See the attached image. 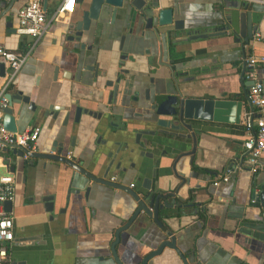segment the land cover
<instances>
[{"label": "crops", "instance_id": "obj_1", "mask_svg": "<svg viewBox=\"0 0 264 264\" xmlns=\"http://www.w3.org/2000/svg\"><path fill=\"white\" fill-rule=\"evenodd\" d=\"M10 1L0 2V13L7 9ZM222 1L245 3L248 11L257 14L255 32L260 33V38L253 36L243 51L230 35L196 40H187L184 35L171 47L166 37L158 42L150 31H144L134 16L120 10L114 16L111 13L105 16L93 34L83 38V49L70 47L68 40L61 41L63 23L56 21H51L48 31L35 41L16 32L18 10L25 0H15L10 10L0 17V46L28 52V56L7 92L23 91L42 106L41 113L49 105L61 104L70 111L66 121L65 111H59L56 118L49 114L32 118V113L27 111L19 131L40 127L35 147L29 152L65 157L70 152V158L82 168L97 176L103 175L107 168V177L117 175L118 182L133 183L134 189H141L143 184L160 182L163 185L168 178L175 184L178 179L169 168V157L163 158L160 166L155 165L154 160L159 152H168L178 145L176 137L155 136L162 146L144 149L153 152L155 159L142 156L134 142L139 128H152L143 119L146 90H150L151 96L172 91L169 69L157 63L159 45L161 60L167 63L173 60L178 72L188 71L190 76L185 79L191 80L194 90L216 93L244 89L247 93L250 81L242 71L244 58L249 55L263 59L256 67V75L264 84L263 2L159 0V3L178 6L180 10L175 15L183 19L184 28L203 32L220 23L217 7ZM88 2H76L71 15L78 14ZM160 4L153 5L159 8ZM56 6L57 0H47L48 18ZM11 17V26H8ZM121 57L125 58L129 78L121 83L113 102L109 98L112 88L104 83L115 79L113 72ZM96 65L97 77L92 68ZM106 68L107 74L102 77L101 72ZM163 76L168 84L165 89ZM72 99L101 111V117L82 114L80 122L74 123ZM26 106L24 104L23 108ZM249 110L248 106L243 108L239 123L204 121L200 124L202 130L197 132L194 167L202 173L192 179V183H200L203 193L206 189L211 191V195L204 193L199 198L207 205L204 219L192 213L194 208H189V215L163 217V231L153 221L139 215L120 233L115 244L117 257L123 264H138L144 255L157 248L167 230H173L176 245L188 264H264V209L250 196L253 185L264 184V152L259 159V171L248 172L243 148L247 134L242 120ZM5 154V151L0 153V169L3 170L0 175L10 173L14 180L11 206H4L11 207L13 217L14 240L8 248L10 264H116L111 251L115 233L133 212V202L127 193L93 182L69 165L53 159H31L24 155L25 158H19L14 164L15 169L10 170L12 163L5 168L1 162ZM188 158L184 156L179 161L187 163ZM229 163H233L231 168ZM238 166L243 169H237ZM229 169L233 170L229 180L214 186L212 182ZM49 202L53 205L51 211L46 208ZM147 264L183 263L175 251L164 248Z\"/></svg>", "mask_w": 264, "mask_h": 264}, {"label": "water", "instance_id": "obj_2", "mask_svg": "<svg viewBox=\"0 0 264 264\" xmlns=\"http://www.w3.org/2000/svg\"><path fill=\"white\" fill-rule=\"evenodd\" d=\"M15 0H11L9 6L5 11L0 13L2 17L6 12L10 10ZM84 0H76V2L83 3ZM160 4L159 0H89L88 4L81 8L78 14L71 15L68 22L63 23V32L61 34V41L68 40L70 47L84 48L83 38L87 35L93 34L97 29L102 19L108 14H114L117 10H120L124 14L134 16V19L143 25L144 31H150L153 36L161 42V37H166L171 43L176 44L181 41V38L186 35L187 40L206 39L213 36H225L230 35L235 42H239L240 48L243 51L245 46L250 44L253 39L258 18L256 13H252L247 10V4L233 2H219L217 13H219L220 23L212 30H192L184 28L183 19L176 17V13L179 12L178 6H163L157 8ZM47 0H43L44 9H46ZM243 7V10L240 8ZM157 8V9H156ZM12 17L7 21V25L11 26ZM7 31H11L8 29ZM14 31V30H12ZM93 46V45H91ZM245 57V56H244ZM121 60L117 63V69L113 72L115 79L107 80L104 86L111 87V94L109 96L110 101L115 102L119 87L124 80L129 78V70L124 67L125 58L121 57ZM162 49L159 45V51L157 54V63L159 65L166 66L170 72V83L172 85V91L166 93H154L150 95V90H146V103L143 106L145 114L143 116L144 122L147 126L139 128L134 142L141 149V155L148 159H155L153 152L145 151L146 146L150 148H159L160 140L155 138L159 134L171 135L178 145L174 146L170 151L159 152V156L154 160L155 165L160 166V161L163 158L169 157V168L178 181L172 184L170 178L166 179V184L161 185L158 182L155 185L143 184L142 188L134 189L129 184H123L120 182H111L106 177V172L101 176H97L88 170L82 168L77 161L67 159L64 155L51 154V153H30L26 149L15 147L13 149L6 148L4 151L6 154L2 157V163L5 168L9 164H13L10 170L15 169L16 161L19 158L29 156L31 159H53L65 163L82 173L89 180L106 185L113 189L123 191L129 195L133 202V212L124 225L119 227L115 233V241L112 244L111 251L116 264H123L117 257L115 251V244L120 239V233L125 230L132 221L140 216L153 221L159 228L164 231L163 217L173 219V217H182L189 215L187 209L194 208L192 213L197 217L204 219L206 215L207 205L199 199L201 195H211V191L206 189H200V183H192V179H197L202 173L199 169H196L195 152L197 150L198 135L197 132L202 130L200 124L204 121H215L225 123H239L243 108L251 105L248 100V92L244 89L239 91L227 90L220 92H209L194 90L190 82L187 80L189 72H178L173 67V60L169 63L162 60ZM245 59V58H244ZM92 66V65H90ZM95 71V77L98 76V66L92 67ZM245 60L243 64V71H245ZM5 67L0 64V75L4 74ZM101 72V76L104 77L107 74L108 69ZM124 74V77L122 76ZM153 80V79H152ZM166 77L163 76L162 85L163 89L168 87L166 83ZM242 93V94H240ZM7 99V106L3 109L2 124L3 127L12 132H20L19 126L21 121L26 120V112H31L32 118H38L40 114L42 116L52 115L56 118L59 111H65L64 121L69 118L70 111L64 104L56 105L54 107H47L42 113L41 105L36 104L30 99L29 95H25L23 91L17 90L16 93L7 92L5 95ZM75 105L73 109V122L79 123L82 114H87L93 118L99 119L102 115L101 111H97L81 104L79 99L70 100ZM27 104L26 108L23 105ZM247 104V105H246ZM142 106V105H141ZM53 109V112H50ZM114 109L111 108L110 112ZM115 114V112H114ZM30 117V118H31ZM122 122V121H121ZM124 122V121H123ZM122 122V123H123ZM125 126V125H124ZM149 135V136H147ZM187 144V148L186 147ZM176 151H179L177 153ZM1 153V152H0ZM177 153V154H176ZM164 156V157H163ZM188 156L187 163L180 162L179 160ZM25 158V157H24ZM32 162V161H30ZM230 168L233 163H229ZM205 171V170H204ZM215 172H212L214 174ZM211 175V172L207 173ZM251 199L253 202H259L264 209V184L253 185L250 191ZM199 199V201H197ZM4 206H11V200H7L3 204ZM49 207V208H48ZM5 208V207H4ZM50 211L53 205L46 206ZM8 212H11V207L5 208ZM176 235L173 230L165 231V238L159 243L157 248L144 255L138 264H147L148 261L156 255H159L164 248H169L175 251L178 257L182 260L183 264H188L185 255L176 245Z\"/></svg>", "mask_w": 264, "mask_h": 264}, {"label": "built area", "instance_id": "obj_3", "mask_svg": "<svg viewBox=\"0 0 264 264\" xmlns=\"http://www.w3.org/2000/svg\"><path fill=\"white\" fill-rule=\"evenodd\" d=\"M260 1L264 3V0ZM75 6L76 0H57L55 10L48 18L43 0H25L18 10L16 32L28 35L37 41L48 31L51 21L68 22ZM254 38L259 39L260 33L255 32ZM27 56L28 52L20 53L0 46V64L5 67L4 74L0 75V152L6 148L13 149L15 147L31 151L35 147L40 132L39 126H32L21 132H12L5 129L2 124L3 109L7 106L5 95ZM261 61L263 59L253 55L245 58V75L250 81L248 100L251 108L243 115L242 125L247 134L243 148L247 162L246 169L251 174L259 171V159L264 152V84L256 75V67ZM66 157L70 159V152L66 154ZM237 169L242 170L243 168L238 166ZM232 172L231 169L227 170L226 173L219 175L212 184L217 186L220 182H227ZM113 179L114 177L111 178V180ZM13 195V176L10 173L0 175V264H8V248L14 235L13 217L3 205L5 201L11 200Z\"/></svg>", "mask_w": 264, "mask_h": 264}, {"label": "flooded vegetation", "instance_id": "obj_4", "mask_svg": "<svg viewBox=\"0 0 264 264\" xmlns=\"http://www.w3.org/2000/svg\"><path fill=\"white\" fill-rule=\"evenodd\" d=\"M71 159V158H70ZM112 177H114V179L113 180H111V178ZM109 181H111V182H118V176L117 175H112V176H110V177H106ZM129 186H131L132 188H134V184L133 183H130L129 184ZM12 240H14V235H13V239ZM10 245V244H9ZM8 264H10V259H9V257H8Z\"/></svg>", "mask_w": 264, "mask_h": 264}, {"label": "rangeland", "instance_id": "obj_5", "mask_svg": "<svg viewBox=\"0 0 264 264\" xmlns=\"http://www.w3.org/2000/svg\"><path fill=\"white\" fill-rule=\"evenodd\" d=\"M3 173V170L0 169V174Z\"/></svg>", "mask_w": 264, "mask_h": 264}]
</instances>
